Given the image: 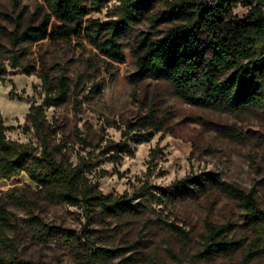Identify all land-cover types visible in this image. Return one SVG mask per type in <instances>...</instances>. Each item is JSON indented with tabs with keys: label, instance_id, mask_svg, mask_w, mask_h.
I'll return each mask as SVG.
<instances>
[{
	"label": "rangeland",
	"instance_id": "obj_1",
	"mask_svg": "<svg viewBox=\"0 0 264 264\" xmlns=\"http://www.w3.org/2000/svg\"><path fill=\"white\" fill-rule=\"evenodd\" d=\"M119 4L120 0H105L95 5L86 19H115L113 12ZM247 10L239 6L234 14L242 18ZM48 13L42 0H0V59L9 71L0 79V118L8 126L9 138L38 143L33 130L27 128L26 117L33 104L44 102L46 93L38 74H28L25 68L32 65L41 71L43 62L53 79L65 76L71 87L64 105L45 109L51 147L59 160L74 164L81 157L102 160L88 176L98 181L104 194H132L134 187L146 179L167 186L187 175L213 172L219 173L222 181L247 191L256 188L257 199L264 208L262 111L250 109L232 115L196 107L178 97L167 81L132 82L131 76L137 71L138 41L143 34L158 37L167 29L165 25L155 29L147 20L127 30L119 40L125 53L123 62L77 41L14 44L13 33L39 25ZM15 57L20 67L12 66ZM148 115L155 119V126L140 128L139 123ZM129 123L136 124V129H130ZM126 131L128 137L124 135ZM124 139L130 152L120 153L123 158L119 162L105 160L114 153L106 147ZM27 184L35 188L26 174L12 181L0 180V198L9 199V209L19 221L18 228L9 231L7 238L24 258L89 264L87 251L77 253L59 243L45 242L28 220L35 211L47 222L83 234L87 226L83 210L43 201L26 207L10 198L28 191ZM207 220L227 226V238L242 242L233 257L198 256L205 242ZM249 221L238 204L222 194L168 205L153 204L136 218L99 216L89 227L96 246L122 249L121 254L103 259L102 264H264V246H254L255 233ZM170 223L188 232L189 239H182ZM6 249L0 238V252L6 253ZM249 251L256 255L247 259ZM125 258L129 260L124 262Z\"/></svg>",
	"mask_w": 264,
	"mask_h": 264
},
{
	"label": "trees",
	"instance_id": "obj_2",
	"mask_svg": "<svg viewBox=\"0 0 264 264\" xmlns=\"http://www.w3.org/2000/svg\"><path fill=\"white\" fill-rule=\"evenodd\" d=\"M42 1L49 13L39 25L13 33L14 44L77 41L123 62L125 53L119 40L127 30L147 20L155 29L161 25L167 29L158 37L143 34L138 41L137 71L131 76L132 82L167 81L178 97L196 107L232 115L244 114L250 109L264 113V0H120L113 12L116 18L107 22L86 19L95 5L105 0ZM239 6L248 8L242 18L234 14ZM12 66H21L16 57ZM41 66V71L32 65L25 68L28 74H38L46 93L44 102L33 104L26 117L27 128L33 130L38 143L9 138L8 126L0 118V180L12 181L26 174L35 183V188L27 184L28 191L10 196L26 207H35L43 201L83 210L88 226L83 234L47 222L33 211L28 220L45 242L59 243L77 253L87 251L85 257L89 264H102L103 259L121 254L122 249L95 245L89 226L96 223L99 216L136 218L153 204L168 205L226 194L249 216V226L255 233L254 246H264V208L257 199L256 188L247 191L222 181L219 173L204 172L187 175L167 186L155 185L146 179L134 187L132 194L115 196L104 194L98 181L88 176L102 160L81 157L76 164L59 160L51 147L45 109L64 105L71 87L67 77L55 80L46 64L42 62ZM7 72L0 59V79ZM154 121L148 115L139 123L140 128L153 127ZM136 126L129 123L130 129ZM124 135L128 137V131ZM106 148L109 153L114 152L105 158L112 162L123 158L120 153L130 152L125 139ZM18 226L19 221L9 209V199L0 198V238L7 247L6 253L0 252V264H58L22 257L18 247L7 238V233ZM170 226L182 239H189L188 232L181 227L174 223ZM206 230L203 249L197 253L201 258H231L242 244L240 240L227 238L225 225L207 220ZM255 255V251H249L247 259ZM128 260L125 258L124 262Z\"/></svg>",
	"mask_w": 264,
	"mask_h": 264
},
{
	"label": "water",
	"instance_id": "obj_3",
	"mask_svg": "<svg viewBox=\"0 0 264 264\" xmlns=\"http://www.w3.org/2000/svg\"><path fill=\"white\" fill-rule=\"evenodd\" d=\"M13 72V71H12Z\"/></svg>",
	"mask_w": 264,
	"mask_h": 264
}]
</instances>
